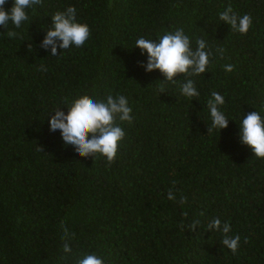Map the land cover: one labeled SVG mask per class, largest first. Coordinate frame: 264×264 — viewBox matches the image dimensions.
<instances>
[{
	"label": "trees",
	"instance_id": "16d2710c",
	"mask_svg": "<svg viewBox=\"0 0 264 264\" xmlns=\"http://www.w3.org/2000/svg\"><path fill=\"white\" fill-rule=\"evenodd\" d=\"M229 4L252 17L247 34L219 19ZM69 6L90 38L51 56L41 42ZM27 12L20 28L0 26V264H76L84 255L104 264H264V159L239 139L245 114L264 116V0H43ZM177 28L193 49L204 39L213 53L212 66L191 77L196 98L181 94L183 75L172 84L140 67L147 54L136 40ZM214 91L230 121L208 134ZM109 94L124 95L133 117L121 123L111 164L78 156L49 130L53 110ZM214 218L239 235L235 255L208 229Z\"/></svg>",
	"mask_w": 264,
	"mask_h": 264
},
{
	"label": "clouds",
	"instance_id": "9594fccd",
	"mask_svg": "<svg viewBox=\"0 0 264 264\" xmlns=\"http://www.w3.org/2000/svg\"><path fill=\"white\" fill-rule=\"evenodd\" d=\"M43 0H13L10 11L4 6L7 0H0V26L7 28L11 22L15 28H20L29 20L27 10L41 5ZM219 19L229 25L233 31L247 34L252 26V17L248 14L238 16L229 4L219 14ZM52 25L46 31L40 47L45 51L50 49L51 56H57V49L68 50L70 47H83L90 38L91 30L87 24L77 22V10L69 6L65 11H57L51 17ZM17 32L9 30L7 36L15 38ZM193 49L190 37L182 28H177L161 36L158 40L140 37L135 42V48L141 50V55L147 54V62L141 63L146 72L151 73L158 70L163 76V82L177 83L175 77L183 75L184 82L180 85V91L186 98H196L200 95L195 87V81L191 77L205 73L211 66L213 53L204 39L196 41ZM221 54L223 49H217ZM226 72H232L233 65H225ZM41 70H45L43 65ZM164 93L163 88L160 89ZM211 99L207 102L210 112L211 126L207 128L208 134L213 130L227 129L229 119L221 110L225 104L224 97L218 92L211 93ZM65 114L60 108L54 111L49 120V130H59L62 140L66 146H72L78 156L83 158H96L98 155L107 158L109 164L113 163L118 153V146L125 138V131L121 123H131L133 117L132 109L128 99L124 95L113 96L109 94L106 100H96L88 95L80 96L71 102ZM239 139L243 145L250 147L257 158L264 159V116L258 111H252L244 115L239 126ZM42 151L41 147H37ZM175 187V182H173ZM168 199L175 200L172 189L168 190ZM179 203H187V197L181 196ZM186 215V214H185ZM203 215V213H201ZM199 220H194L187 227L195 232ZM63 228V223L61 224ZM210 231L217 230L223 234L222 244L235 255L239 248V235L230 236L231 223L222 224L219 218H214L208 225ZM184 225L181 224V229ZM67 230L65 229V241H67ZM247 240H245V243ZM72 251L70 244H63V252ZM76 264H104L103 259L96 255H84L78 259Z\"/></svg>",
	"mask_w": 264,
	"mask_h": 264
}]
</instances>
